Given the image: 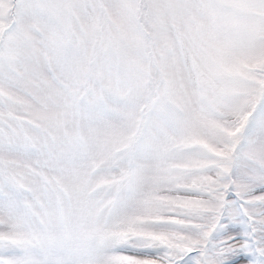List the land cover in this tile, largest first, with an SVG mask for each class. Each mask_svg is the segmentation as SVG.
Segmentation results:
<instances>
[{
    "label": "snow or ice",
    "instance_id": "obj_1",
    "mask_svg": "<svg viewBox=\"0 0 264 264\" xmlns=\"http://www.w3.org/2000/svg\"><path fill=\"white\" fill-rule=\"evenodd\" d=\"M0 264H264V0H0Z\"/></svg>",
    "mask_w": 264,
    "mask_h": 264
}]
</instances>
